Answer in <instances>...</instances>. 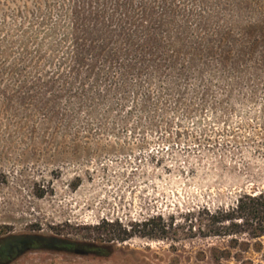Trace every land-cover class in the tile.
I'll use <instances>...</instances> for the list:
<instances>
[{
	"label": "rangeland",
	"instance_id": "obj_1",
	"mask_svg": "<svg viewBox=\"0 0 264 264\" xmlns=\"http://www.w3.org/2000/svg\"><path fill=\"white\" fill-rule=\"evenodd\" d=\"M72 56L100 70L56 72ZM260 191L264 0H0V239L181 221ZM217 244L136 235L111 258L0 264H213Z\"/></svg>",
	"mask_w": 264,
	"mask_h": 264
},
{
	"label": "trees",
	"instance_id": "obj_2",
	"mask_svg": "<svg viewBox=\"0 0 264 264\" xmlns=\"http://www.w3.org/2000/svg\"><path fill=\"white\" fill-rule=\"evenodd\" d=\"M32 53L29 52L27 56L23 52L18 53L22 56L23 63L10 69L29 68V65L25 64L31 61L29 57ZM41 56L39 55L38 59ZM64 58L61 65L55 68L56 72L62 71L63 68L71 75H84L85 58L76 56ZM226 59L227 57L224 56L222 64ZM122 60L116 59L115 62L121 66V73L126 74L129 65ZM89 68L90 65L87 66L86 71ZM97 70H100V67L94 68L93 65L89 72ZM181 216V221L174 213L168 217L163 214L151 215L129 223L119 219L104 220L94 226L82 227V230H86L82 236H72L68 233L66 235H9L0 239V260L11 261L19 254L29 251L111 258L118 250L119 243H124L138 235L151 240L167 241L189 238L215 239L221 244L213 245L209 250V257L213 264H232L231 262H234L233 264H264V191L257 194L244 193L233 206L215 209L203 206L198 207L197 210H189ZM251 252L257 254V257L246 256Z\"/></svg>",
	"mask_w": 264,
	"mask_h": 264
}]
</instances>
